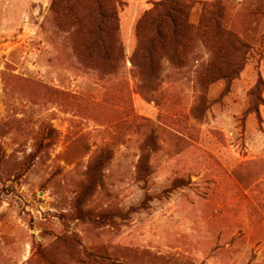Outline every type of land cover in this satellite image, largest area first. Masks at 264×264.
Returning a JSON list of instances; mask_svg holds the SVG:
<instances>
[{
    "label": "rangeland",
    "instance_id": "obj_1",
    "mask_svg": "<svg viewBox=\"0 0 264 264\" xmlns=\"http://www.w3.org/2000/svg\"><path fill=\"white\" fill-rule=\"evenodd\" d=\"M156 1L98 53L82 7L0 0V264H264V0H219L239 52L192 30L139 69Z\"/></svg>",
    "mask_w": 264,
    "mask_h": 264
},
{
    "label": "trees",
    "instance_id": "obj_2",
    "mask_svg": "<svg viewBox=\"0 0 264 264\" xmlns=\"http://www.w3.org/2000/svg\"><path fill=\"white\" fill-rule=\"evenodd\" d=\"M193 3L190 0H157L153 7L145 12L135 28L138 44L132 56V63L136 68L159 65L161 51L176 53L184 49L192 30L202 36H208L210 32H215L213 35L216 38L232 36L236 40L234 50L237 52L241 50L243 41L232 35L222 22L219 0L200 3L202 13L197 25L189 20ZM53 5L61 7L69 17L77 8L82 7V11L74 18L78 31L84 32L82 36L87 48L100 53L107 52L114 46L121 51L118 32L122 0H54ZM211 67L212 64L205 74L203 73L205 77L203 79L207 83L214 82L218 76L223 77L222 73L216 75V71Z\"/></svg>",
    "mask_w": 264,
    "mask_h": 264
}]
</instances>
